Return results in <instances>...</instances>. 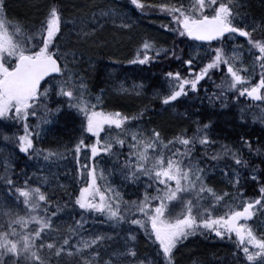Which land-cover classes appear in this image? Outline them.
<instances>
[{"label": "snow or ice", "instance_id": "6c2138e0", "mask_svg": "<svg viewBox=\"0 0 264 264\" xmlns=\"http://www.w3.org/2000/svg\"><path fill=\"white\" fill-rule=\"evenodd\" d=\"M131 4L140 9L142 15L151 14L144 12L145 8L169 15L170 20L175 22L173 31L180 36L218 45L211 49V54L206 59L200 60L198 71L194 70L196 66L193 65V60L199 53H189L190 58L186 60L179 57L188 66L189 76L182 75L180 71H169L165 74L169 83V94L163 97L164 103L177 101V98L186 96L190 90L198 91L199 83L209 76L210 71L225 68V77L216 86L217 92L209 97L210 101H223L230 89L237 92L234 100L245 95L264 100V96H261V89L264 88V62L259 65V82L245 87L244 84L250 82L251 77L244 74L247 68L241 61L240 54L235 50L226 51L229 42L234 41L237 34H240L248 39V52L258 49L260 57H264V39H253L252 36L254 22L245 24L244 15L234 11V8L239 7V0H188L187 3L184 0H175L174 3L155 5L145 4L143 0H131ZM92 15L98 21L104 18L121 21L125 19L114 7L101 9ZM61 23L62 9L58 4H53L39 29L30 35L23 26L10 24L6 20L5 0H0V118L11 117L20 123L22 134L17 137V141L19 150L23 153L31 152L34 156H43L45 161L61 156L62 152L38 147L35 141L40 137V123L46 121L53 111L47 107L50 86L47 82L42 84L41 81L45 77L53 80V76L49 74L67 76L64 80L54 81L51 87L56 95L66 98L68 107L80 113V136L71 151L79 166L78 170L83 169L89 180L78 189V194L73 193L70 197L71 202L80 210V219L74 220L68 229V235L55 241H45V234L53 231L52 218L62 211L60 204H54L41 191V187L30 185L27 178L14 180L5 170L3 176L6 191L16 200H22L23 205L27 206V214L20 215L18 211L5 207L4 197L0 196V264H50L51 259L59 264L64 257L79 255L83 249H89L93 245L99 247L98 242L103 240L102 235L87 239L80 236L85 223L84 217L95 214L104 215L113 224L128 222L143 228L148 241L158 242V249L166 258L167 264H174V250L179 244L189 236L204 231L215 233L221 238H231L234 233L237 249L234 255L241 256L243 264H264V231L257 234L247 223L257 210L264 212V187L259 189L260 196L245 201L241 195L240 200H237L239 206L225 204L223 214H213L212 205L221 203L222 197L230 194L221 190V195H217L207 185L205 177L213 169L211 166L202 167L194 155L197 144L206 148L216 143L207 133L211 121L197 125L196 134L191 137L177 136L170 141H162L160 132L155 129L152 130L148 142L138 141L137 133L132 132L130 138L134 142L129 145L128 159L123 160L119 170L127 180L139 181L143 176L150 183H144L142 198L124 201L123 207L121 199L117 198L118 193L116 196L107 197L106 192L101 191V186L97 183L94 158H98L100 154H108L119 161V153L112 150L113 144L122 146L125 143L123 139L109 135L101 140V133L105 130V125H115L122 130L126 122L132 121L134 117L124 115L118 110L105 112L100 107L99 97H94L96 104L86 98L87 86L82 82L83 77L73 75V70L68 67L66 57L71 54L75 59L74 53L63 50L55 42L58 39L57 34L62 31ZM240 24L245 26H239ZM122 26L129 27L127 24ZM162 26L169 27L168 24ZM33 38L35 43H32ZM230 47L238 49L242 46L232 43ZM153 52L177 57L175 49L158 47L154 41L144 38L139 46L137 59L144 63L153 58ZM6 61H11V66ZM59 109L58 105L55 111ZM38 112L41 117L36 124L30 125L29 118H37ZM261 116L264 118V113ZM88 134H92L89 139L94 137V142L85 143L84 137ZM177 141L181 147L174 152L169 150V154L165 156L161 146H172ZM240 145L251 149V141L244 137H240ZM81 149L84 150L83 155ZM67 151L69 149H63V152ZM222 154L231 156L238 166L247 164L231 145L221 144L213 159H219ZM252 171L255 172V169ZM99 176H104V170L99 172ZM231 183L237 187L238 195L244 192L238 186L239 173L233 172ZM206 194H211L209 207H204L203 204ZM41 201L46 206L54 205L55 211L49 212V208L44 207L45 215H40L38 210L41 209ZM63 203L67 206L69 201ZM177 204L180 205L179 212L174 211ZM133 214L135 218H130ZM241 219L245 222L241 223ZM33 222L35 230L27 231ZM128 235L135 241L133 233ZM73 238L79 242L73 245ZM130 251L135 255L134 249ZM91 257L98 258V253L91 252ZM82 264H92V260L84 257ZM105 264H111V261H105ZM139 264H143V261Z\"/></svg>", "mask_w": 264, "mask_h": 264}, {"label": "trees", "instance_id": "16d2710c", "mask_svg": "<svg viewBox=\"0 0 264 264\" xmlns=\"http://www.w3.org/2000/svg\"><path fill=\"white\" fill-rule=\"evenodd\" d=\"M11 1L12 4H8V7L13 6V9L15 8L18 11H21L23 16L20 17L21 19L14 18L15 22L13 20H8V22L10 24H19V20L22 21V26L26 30L29 29L27 31L31 35L39 29L40 24L44 21L51 5L58 4L60 6L62 9V20L64 19L65 22L67 19L80 17L82 14L87 13L89 11L88 9H94L91 4L97 0H88L87 6H81L80 8L72 6V1H68L67 4L70 5L69 7L72 8L74 14H71V9L64 3V0H49L48 4H43L42 11H40L41 8L39 9L42 0H5V4ZM143 2L145 4L151 3L154 5L166 3L165 0H143ZM174 2L175 0H171V3ZM184 2L187 3L188 0H184ZM225 2H228V0H225ZM259 4L260 5L256 6L254 3V9L256 12L249 15V17L253 18L255 24L257 23V20L264 19V0ZM90 6L91 8H89ZM8 7L6 5V8ZM134 9L135 12L137 11L139 24L137 25L134 23L132 29L127 30L128 34H125V31H110L107 29L108 27L104 29L102 28L99 32L103 39L101 37L95 40L97 38L96 36L95 39L86 40L87 43L85 45H76L74 42L76 38L91 36H87V34L82 36L75 35L74 33L78 31L74 30L73 27L69 25L66 28H61V33L57 34L58 39L54 38L57 46H59L58 44L61 45L63 41L66 43L69 37L64 40L63 38H65L66 32L69 28L68 33L71 34L69 39L70 42L64 46L61 45V47H70L73 50L76 47L78 53H83V55L85 54L84 56L91 55L95 58L93 64L86 62L84 56L79 62L86 71L90 70L91 72L89 90L93 95L99 93L100 90L108 84V77L104 71L106 65L119 66L122 68L120 71H127L129 67H132L133 72L128 73L126 80L129 81L132 77L131 80L137 78L145 83V87L142 90L140 97L119 95V99H124L127 103L122 104L121 102L123 100H121L115 107H109L108 105L102 106L105 112L118 110L124 115L134 117L132 121L126 122L122 130L117 129L115 125H105V130L101 133L100 137L101 140H103V133L116 130L118 133L115 137L121 138L125 141L122 146L113 144L112 150L119 153V161L108 154L101 155L103 167L105 169L104 171L110 179L116 183H122L127 186L124 199L121 200V207H123L124 201H132L142 198L144 183H150V181H147L143 176L140 177L139 181L127 180L119 170L123 160L128 159V153L130 151L129 145L132 144L128 137L129 128L146 126L150 129L151 135L152 130H158L162 141H170L173 137L177 136L191 137L196 134L197 125L207 124L208 118L205 117L207 110L218 109L221 111L223 108L229 109L230 105L228 104L231 103L234 96H237L236 90L230 89L226 94V99L223 101H210L209 99L213 93L217 92L216 86L219 85L222 78L225 77V68L224 70L210 71L209 76L199 83L198 91L193 92L190 90L186 96L177 98V101H169L167 104L164 103L163 97L169 94V83L165 74L169 71H180L182 75L189 76L187 71L188 66L184 65L179 57L182 56L186 60L190 58L189 53H199L200 55L198 56L197 63H194L195 61L193 62V65L196 66L194 70L198 71V67L201 66L200 60L206 59L211 54V49L214 48V45H199L191 42L187 36H180L175 33L174 38L176 44L166 49H175L177 57L173 58L165 54L153 52V58L144 63H140L135 53L138 52L143 39L148 38L154 41L158 47H162L163 42L160 38V34L164 29L162 24H168L169 28L174 29L175 22L170 20L169 15L155 12L153 9H144V12L151 13L149 15H142L140 14V9ZM248 9L250 8L248 7ZM41 14L45 15L40 16ZM156 23L160 25L158 29H156ZM33 28L35 29L33 30ZM254 32L255 30L252 32L253 39H264V32L259 31L256 34L257 38L255 37ZM155 33L156 36H154ZM129 37L132 39L130 41L131 45L127 41ZM243 38L242 44L249 47L248 39L246 37ZM137 40H139L138 43H136ZM103 41L110 42L112 44L110 48L115 52L122 50L123 46H126L128 43L127 47L131 48V51L129 55L124 56L122 58L123 60L120 62V57L118 55H112L111 53L110 55H106L103 48H98V46H96V42L103 43ZM32 43H35V38H33ZM89 43H91V47L88 46ZM184 45L188 46L187 48L190 50L185 51L183 48ZM253 51L255 52V49ZM104 57H106V59H104ZM257 57H260L259 51L257 52ZM132 61L135 62L133 63ZM6 62L11 66V61ZM262 62H264V57H260L259 60L257 59L254 64H250L249 62L246 64L247 71L244 74L250 76L251 80L244 84L245 87H250L252 83L259 82V65ZM156 84L158 85V88H156ZM261 96H264V88L261 89ZM239 98L245 101L243 106H238L239 112L241 115L244 114V117L250 122L249 128L252 133L244 136V138L246 137V139L251 141V149L241 146L235 149L239 152L241 159L246 161L247 164L242 163L238 166L231 156L224 154H222L219 159L214 160L213 156L216 155V152L220 150L221 147V144H219L218 141L208 145L206 148H202L197 144L194 152V155L198 158L202 167L211 166L213 169V171L209 172L205 177L207 185L212 187L217 195H221V190L231 193V196L222 197L221 203L212 205L213 214L217 215L223 214L225 204L239 206L237 200H240L241 195L245 201H247L248 198L260 196L261 193L259 189L264 187V149L262 148L263 141L260 140V135H258V132H264L262 131V128L264 127V118L261 116V114L264 113V100L250 98L246 95ZM126 99L131 100L128 101ZM73 103H75V101ZM222 104L223 106H221ZM58 105L60 106V113L56 115L55 110ZM119 105H123V107L121 106V109H119ZM247 105H250V108L253 109L251 114H248L244 110ZM47 107L53 111L47 117V120L49 121H42L40 123V137H38L35 142L38 147L49 149L52 152H62L61 156L52 157L47 161L44 160L43 156H34L31 152L25 154L19 150L17 137L22 134L20 123L13 120L11 117L0 118V196L4 197L5 207L18 211L20 215L27 214V206L23 205L22 200H16L7 193L5 178L3 176L5 170L14 180H23L27 178L30 185L35 184L41 187V191L45 196L50 198L54 204L59 203L62 209L60 213L52 218L53 231L45 234V241L48 239L55 241L68 235V229L73 225L74 220L80 219V210L78 206H75L71 202L70 197L73 193L78 194V189L88 182L89 177L84 173L83 169L78 170L79 166L76 164L74 153L71 151L73 144L80 136L81 122H76L74 124V121L70 119V112L77 118L79 117L78 119H80V113H78L76 109L68 107L67 100L63 96L56 97L55 95H52L48 98ZM184 107H189L190 110L195 112V129L192 131L177 129L165 130L153 120L156 117H162L166 110H176ZM249 115L252 118H250ZM40 117L41 113L38 112L37 118H29V124H36L37 119ZM168 120H165L166 124L172 122L171 119ZM211 125L213 124L211 123ZM168 126H170V124H168ZM215 132L213 126L208 127L207 133L211 139ZM90 136H92V134H88L84 137L85 143L94 142L95 138L93 137L92 139H89ZM5 137H7V139ZM178 147H181L178 141L172 146L167 144L161 146L165 156L169 154V150L174 152ZM65 148L69 149V151L63 152V149ZM83 153L84 150L81 149V154L83 155ZM156 154L158 155L159 153ZM97 159L98 158H94L98 174L97 183L101 186V191H105L106 196L110 197L104 187L102 177L99 176L96 163ZM81 162L83 163V161ZM252 166H255V172L252 171ZM233 172L239 173L238 186L239 188L244 189L242 194L238 195L237 187L231 183L233 180ZM254 173L258 174L260 177L259 181H256V178H254L253 181H250L249 177H252V174ZM45 180L47 181V184H45ZM254 185H257V187ZM210 195L211 194L205 195V200L203 201L204 207H209L211 205ZM64 201H69L67 206L64 205ZM40 203L41 209L38 210L40 215H45L43 211L44 207H48L49 212L55 211L54 205L46 206L43 201ZM255 214L262 216L260 222L262 221L264 224V212L257 210ZM130 218H135V214ZM0 220H2V217H0ZM84 220L85 223L83 225V230L80 231V236L87 239L88 237L95 235H102L103 240L98 242L99 247L93 245L89 249H83L79 255L64 257L59 261V264H82V259L84 257L92 260V264H105V261H111V264H139L141 261H143V264H149V262H151V264H167L166 258L163 256L161 250L158 249V242L148 241L143 228L130 225L128 222L113 224L102 214L85 216ZM254 221L255 220H250V222ZM241 222L245 221L242 219ZM34 224L35 222L30 224L27 231H34ZM261 226L263 227V225ZM130 232L135 235V241H132L131 237L128 235ZM194 235L197 236V239L201 237L202 239L200 241H203V246L201 247V251H199L200 254L196 257L197 259L194 264H203L205 262H208L209 264H243L242 257L238 254L234 255V253L237 252L236 237L234 233L231 238H219L216 237L215 233L212 236L208 231H204L203 233L197 232ZM188 238L183 242L191 247L197 239L190 241ZM77 242L79 241H77L76 238L72 239L73 245ZM193 248H195V246ZM130 249H134L135 255L132 254ZM204 249V254H201ZM185 251L186 250L182 247L181 249L179 247L175 249L174 264H178L177 262ZM91 252H97L98 258L91 257ZM50 264H57V261L51 259Z\"/></svg>", "mask_w": 264, "mask_h": 264}, {"label": "bare ground", "instance_id": "6f19581e", "mask_svg": "<svg viewBox=\"0 0 264 264\" xmlns=\"http://www.w3.org/2000/svg\"><path fill=\"white\" fill-rule=\"evenodd\" d=\"M108 2L103 5V0H97L96 2H94V6L96 10H100L104 7H107L110 3V0H107ZM252 1V2H251ZM263 0H239V7L238 8H234V11H239L244 15L245 18V23L250 20L249 15L254 14L256 11L254 9V3L256 4V6L260 5L259 3H261ZM64 2H67L66 0H64ZM257 2V3H256ZM42 3H47L46 0H42ZM87 2L84 4L83 0H76L75 2H72V5L74 7H78L80 8L81 6H87ZM248 7L250 9H248ZM91 8V6L89 7ZM45 15V14H44ZM43 14H41L40 16H44ZM257 23L253 25L254 27V35L257 38V33L259 31L264 32V19L263 20H257ZM244 24H240L239 26H243ZM111 27V29H117L119 31H125V34L127 33V30L125 27L123 26H114V28H112L111 25H109ZM156 29H158L159 24L156 23ZM109 29V28H107ZM175 33L173 31V29L171 28H164L163 31L160 34V38L163 42V46L162 48H169L172 47L176 44L175 41ZM97 34V38L95 39L96 36H91V37H85V38H76V40L74 41L76 45H85L84 42L87 43L86 40H90V39H95L97 40L98 38H101L102 35L101 33L98 31ZM93 34V35H95ZM242 38L243 36L240 34H237L236 38L234 41H230L229 42V47L226 48V51H238V49H232L230 47V45L232 43L235 44H239L241 45V55L243 56L245 59L243 60V62L246 60V64H248V62L250 64H254L257 60V52L259 51L258 49H255V52L252 51L251 53L248 52L246 49L248 48L247 46H244V44H242ZM103 39V37H102ZM244 40V38H243ZM84 41V42H83ZM112 44L108 41H103V43L100 42H96V46H98V48H103V50L106 52V55H110V53L112 55H120V54H124V56L129 55L131 48H128L126 46H123L122 50H119L117 52L113 51L112 48H110ZM204 45H214V47H217L218 45L213 44L211 42H205ZM89 47H91V43H89L88 45ZM161 47V46H160ZM188 46H183L184 50L188 51L190 50L189 48H187ZM128 51V52H127ZM197 53V52H196ZM104 59H106V57H104ZM105 61V60H104ZM195 61V62H194ZM198 61V56L196 59L193 60L194 63H197ZM244 64V63H243ZM90 68V67H89ZM88 68V69H89ZM84 71L85 68H84ZM92 71V70H91ZM95 71V70H94ZM104 71L106 73H110L111 69L106 65L104 68ZM103 88H106V86H104ZM156 88H158V85L156 84ZM123 104V103H122ZM245 104V101L241 100L240 98L238 100H231V103L228 104L230 105L229 109L228 108H223L221 111L216 109V110H207L205 113V117L208 118L207 123L210 119L211 123L213 125L210 124L209 127L213 126L214 129V134L212 135V139L213 141H218L219 144H228L231 145L234 148H238L240 147V137H244L246 135H248L250 132V122L248 121H244V119L241 116V113L239 112V108L238 106H243ZM226 105V106H228ZM117 106V104L115 105ZM123 107V105H121ZM121 106L119 105V109H121ZM225 107V106H224ZM71 120L74 121V124L76 122H81L80 119H78L73 113H71ZM171 119L172 122L167 123L165 122V120ZM194 119H195V112L190 110L189 107H184V108H180V109H176V110H166L164 115L162 117H156L153 120L158 123L160 126H162L165 130H169V129H177V130H194L195 129V124H194ZM169 121V120H168ZM206 123V122H205ZM73 124V125H74ZM168 124H170V126H168ZM144 129V133L145 135H147V137L150 139V129H148L146 126L143 128ZM249 132V133H248ZM240 134V135H238ZM257 134V133H256ZM258 135H260V140L263 141V146L262 148L264 149V132H258ZM246 139V137H245ZM261 146V144H260ZM242 147V146H241ZM255 166H252V169H254ZM256 178V181H259L260 177L258 176V174L254 173L252 174V177L250 176L249 179L250 181H253V179ZM255 187H257V185H254ZM231 196V193H229ZM254 216L256 217V219L259 218L260 215H257L254 213ZM254 217V218H255ZM257 221V220H256ZM262 227V226H261ZM264 228L262 227L260 232L263 231ZM214 233H211V235L213 236ZM197 236H190L188 239L191 240H196ZM218 237V236H216ZM220 238V237H219ZM202 238H198L194 244L190 247L189 245H186L187 243L182 242L181 244L178 245V247L181 249V247L183 249H185L186 251L181 255L180 260L177 262L178 264H194L195 260L197 259L196 257L200 254L199 251H201V247L203 246V241H200ZM195 246V248H193ZM190 248V249H189ZM204 250H202L204 254ZM175 252V250H174ZM210 260V259H209ZM203 264H209L208 262H205Z\"/></svg>", "mask_w": 264, "mask_h": 264}, {"label": "rangeland", "instance_id": "374dc122", "mask_svg": "<svg viewBox=\"0 0 264 264\" xmlns=\"http://www.w3.org/2000/svg\"><path fill=\"white\" fill-rule=\"evenodd\" d=\"M66 1L67 2L68 1L75 2L76 0H66ZM87 1L88 0L84 1V4ZM46 2L48 4L49 0H46ZM67 2H64V3L66 5H68V7H69L70 5L67 4ZM107 2H108L107 0H103V5H105ZM165 2L168 3V2H171V0H165ZM10 3L12 4V1L5 4L6 20L7 21L12 20L11 17H13L15 19H21L20 17L23 16V13H21V11H18L15 8L13 9V6L8 7V4L10 5ZM43 4L44 3H41V6H39V9L41 8L40 11H42V9H43ZM6 5L8 8H6ZM107 5H109V6L104 7L102 9H106L108 7H114L118 10V12L121 16H125V19H123V21H121L120 19L104 18L103 20L98 21L97 18L93 17V15H92L94 12H99V10H96V8L94 7V9H92V8L88 9L89 11L87 13L82 14L80 17H75V18L73 17L72 19L71 18L67 19L65 22L63 19L62 23H61V28H66L67 26L70 25L73 27L74 30L78 31V32L74 33L75 35L82 36V35L87 34V36H97V34H95V33H98V31H100V29H102V28L104 29V28L108 27L110 31H117V29H114V30L111 29V27L109 25H111L112 28H114V26H116V28H117V26L119 27V26H122V24H127V25H129V27H125V28L130 30L134 26V23L137 25L139 24V20L137 18L138 17L137 11L135 12V9H134L135 6H133L131 4V1H129V0H126V1L125 0H110V3ZM91 6H94V3L91 4ZM70 9H71V11H70L71 14H74V12L72 11V8H70ZM24 18H26V17H24ZM128 18H130V19H128ZM249 22H253V18L250 17V21H248V23ZM21 23H22V21L19 20V24L22 26ZM245 24H247V22ZM245 24L243 26H245ZM34 29L35 28H33V30ZM68 31H69V28H68ZM68 31L66 32L65 38H63V40L68 38V37L69 38L67 39L66 43H64V41H63V43H61L62 46H64L65 44H68L70 42L69 39H70L71 34L68 33ZM93 34H95V35H93ZM154 36H156V33ZM154 36H153V38H154ZM131 40H132L131 37H129V39L127 40L129 44H130ZM138 41L139 40H137L136 43H138ZM84 43L86 44V42H84ZM128 43H127V45H128ZM58 45H59V47H61L60 44H58ZM127 45H126V47H127ZM62 49L65 51H69L70 53H74L75 59H73L71 54L66 57V59L68 60V67L73 70V75L83 77L82 82L87 86L86 98L88 100H90L92 104L97 103L96 100H93L94 97H99L100 101H101L100 105L105 104V106L108 105L109 107L110 106L115 107V105L119 104L121 100H123L121 103H123V104L127 103L124 101V99H119V95H127V96H131V97H140L141 96L140 94L145 87L144 86L145 83L142 80H138L137 78L131 80L132 77L130 78L129 81L126 80L128 73L133 72V68L129 67V69L127 71H120L122 68H120L119 66L116 67L114 65H108V67L111 69V71H110V73H106V75L108 77L107 78L108 84H107L106 88H104V89L102 88L99 93L93 95L89 90V86H90V82H91L90 81L91 72H90V70L84 71V68L79 64L80 59H82L85 54L83 55V53H80V52L78 53V51H76V47L74 48V50L71 49L70 47H68V48L63 47ZM237 52L241 55V53H240L241 48L238 49ZM135 54L137 55V53H135ZM118 56L120 57L119 61L121 62L123 60L122 58L124 57V54H120ZM84 57L86 59V62H88V63L93 64L95 62V58L92 57L91 55L84 56ZM76 58H77V61H76ZM240 59L243 62V60L245 58L243 56H240ZM243 63L247 68L246 60ZM66 78H67L66 75H62L59 77H54L53 80H49L47 82V85L50 86V93H51L50 97L52 95H55L56 97H60V96L55 94V92L53 91L51 86L53 85L54 81L64 80ZM69 86H71V85H69ZM91 97H93V98L91 99ZM126 100L129 101L131 99H126ZM244 110L248 114H251L253 112V109L250 108V105L245 106ZM241 116L244 119V121H247V118L244 117V114ZM250 118H252V117L250 116ZM143 128H144L143 126L129 128L128 129V137L130 138V134L132 132H135V133H137V140L138 141H144V142L148 141L149 138L143 132L144 131ZM113 130H115V129H113ZM262 131H264V127L262 128ZM115 132L111 133L109 136L115 137L117 135V131L115 130ZM238 135H240V134H238ZM130 140H131V138H130ZM131 142L133 143L134 141L131 140ZM100 165H101L100 171L105 170L103 167V163H101ZM103 182L105 183L106 189H109V188L112 189V191H110V192L107 191L108 194L110 195V197L116 196L118 193L119 195L117 196V198H119L121 200L124 199L125 190L127 188L126 185H124L122 183L119 184V183H116L114 181L112 182L110 180V177L105 173V171H104V176H103ZM178 205L179 204L176 205L177 210L175 212L180 211V205H179V207H178ZM254 217L255 216H253L251 219H249V221L247 223L252 226L253 230L256 231L257 234H259L260 230L262 228L261 225H263V228H264V224L262 223V221L260 222L262 216H260L258 219H256V217L255 218ZM250 220H255V221L250 222ZM241 223H244V222H241Z\"/></svg>", "mask_w": 264, "mask_h": 264}, {"label": "water", "instance_id": "95a60500", "mask_svg": "<svg viewBox=\"0 0 264 264\" xmlns=\"http://www.w3.org/2000/svg\"><path fill=\"white\" fill-rule=\"evenodd\" d=\"M189 38L192 39L193 41H196V42H202V43L207 42V41H200V40H197V39L192 38V37H189ZM49 75H50V76H54V75H57V74H49ZM47 78H48V77H45L44 80H46ZM44 80H42L41 83H42Z\"/></svg>", "mask_w": 264, "mask_h": 264}]
</instances>
